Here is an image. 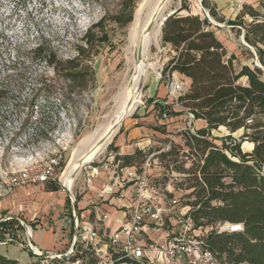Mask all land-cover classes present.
I'll use <instances>...</instances> for the list:
<instances>
[{
	"label": "rangeland",
	"instance_id": "374dc122",
	"mask_svg": "<svg viewBox=\"0 0 264 264\" xmlns=\"http://www.w3.org/2000/svg\"><path fill=\"white\" fill-rule=\"evenodd\" d=\"M141 1L0 0V82L5 75H12V80L20 81V86H9L8 95L4 94L7 96L6 102L2 103L0 99V114L3 117L0 121V221L6 220L0 229V255L7 259L19 264H29L30 257L38 261V257L28 252L27 233L19 222L31 229L33 246L43 250L42 242L35 239L36 232H59L58 221L72 217V204L65 202L69 197L67 191L63 190L60 177L77 143L105 123L115 110L114 97L131 74L124 48L134 13ZM200 4L198 0H168L154 23L181 5L190 13L199 11L198 7L201 10L203 7ZM186 13L183 11L180 15ZM258 21H245L246 27L242 26L244 34L248 32L251 39L254 36L250 31L261 20ZM149 27L150 22L142 23L143 30ZM90 30L93 35L88 38L91 45L87 47L84 43ZM238 31L239 37L242 36V30ZM161 39L162 28L158 47L150 46L149 62L156 71L146 73L141 103L129 117L137 118V114H153L155 117L158 115L156 107L164 105L168 106L167 113L181 110L177 100L168 98L167 84L171 75L162 73V69L172 52ZM244 42L246 45L241 43L240 50L228 53L236 57L233 61L236 71L245 64L252 69L260 64L254 47L245 39ZM38 46L40 52L35 51ZM258 46L264 50L263 45ZM80 48L84 50L80 61L90 66L92 74L84 87L63 81L47 63L49 56L57 61L74 58ZM262 70L261 78L264 79L263 67ZM175 79L184 81L177 74ZM239 83L244 84L245 79ZM129 117L123 123H128ZM176 123H182L180 126L183 128L185 122L179 119ZM149 128L165 132L156 120L150 122ZM184 132H174L165 139L158 138L150 149L151 152L153 148L171 142L183 150L184 154L180 151L177 156L165 160L159 158L154 163L159 175L152 177L153 186L163 192L167 200L176 198L179 205L193 200L189 195L193 189L188 188L186 181L190 176L186 172L195 170L199 159L184 146ZM227 134L228 131L222 127L212 131L213 137ZM240 134L241 131H238L234 136L237 138ZM113 140L110 144H113ZM215 143L220 145L219 141ZM110 144L101 155L80 170L71 189L75 199L80 201L87 193L84 180L93 166H100V162L106 164L96 177L101 184L110 183L106 178L115 176L114 163L106 161L111 151ZM251 148L252 144L248 142L241 145L242 152H249ZM133 166L139 168L141 161L136 160ZM50 167L52 170L48 179L41 182L40 173ZM96 179H93V184ZM76 206L78 210V202ZM166 227H170L169 222H166ZM71 242L61 251L48 253H66ZM85 250L89 255L82 262L88 264L87 258L92 252ZM223 258L217 259V263L224 264Z\"/></svg>",
	"mask_w": 264,
	"mask_h": 264
},
{
	"label": "trees",
	"instance_id": "16d2710c",
	"mask_svg": "<svg viewBox=\"0 0 264 264\" xmlns=\"http://www.w3.org/2000/svg\"><path fill=\"white\" fill-rule=\"evenodd\" d=\"M201 5L213 19L224 21L217 17L206 0H201ZM182 11L187 14L180 15ZM245 15L252 19L251 22L261 20L250 31L254 37L251 39L247 32L244 39L254 47L258 61L264 68V50L258 46H264L263 15L244 4L236 18L227 21V24L242 28ZM90 35H93L92 30L86 34L84 44L87 47L91 45L88 39ZM161 40L164 45L170 46L172 52L162 73H178L184 76L189 80V87L177 99L180 111L167 113V105L157 106L159 114L173 116L186 111L195 120L206 123V127L199 129L196 135L184 132V146L199 159L195 170L186 172L190 176L186 181L188 188L193 189L189 194L193 200L182 205L190 207L188 214L197 227L217 222L242 224V232L210 233L207 236L206 249L218 260L223 256L224 264H264L263 70L242 65L236 71L233 66L236 57L234 54L228 55L223 43L216 37L213 25L205 17L190 14L183 5L164 22ZM35 51L40 52V46ZM83 53L84 50L80 48L76 57L65 61H57L49 56L47 63L63 81L84 87L92 74L90 66L80 61ZM12 78V75H5L0 82L2 103L7 100L4 94L10 85L20 86V81ZM241 79H245L244 84L239 83ZM2 119L0 114V121ZM220 127L225 128L228 134L213 137L212 131ZM238 131L241 134L236 138L234 134ZM215 141H219L220 145ZM244 142L253 145L250 152L241 151ZM111 145L110 149L116 151ZM180 151L184 154L180 146L174 144L169 152L159 154L158 158L165 160L177 156ZM145 157L143 151L136 150L131 155L116 154L114 159L121 162V167H130L136 160L142 164ZM66 202L70 204L69 199ZM5 224L6 222H0V229ZM28 252L33 255L30 250ZM86 255H89L88 251L81 244H76L74 256L69 261L83 259ZM87 259L88 264H100L92 254ZM125 261L122 260L121 263ZM66 262L38 258L32 264ZM0 264L19 263L0 255Z\"/></svg>",
	"mask_w": 264,
	"mask_h": 264
},
{
	"label": "built area",
	"instance_id": "2783aa9c",
	"mask_svg": "<svg viewBox=\"0 0 264 264\" xmlns=\"http://www.w3.org/2000/svg\"><path fill=\"white\" fill-rule=\"evenodd\" d=\"M240 4H243V0ZM203 13V17L212 25H220L213 20L208 10L204 9ZM250 20L252 21L251 18ZM239 28L244 34L243 29ZM243 34L241 42L246 45ZM187 91L188 86L185 81L175 79V73H172L167 84L168 98L177 100ZM162 117H166L165 113ZM194 122L193 115L186 112V122L178 131H187L191 135H196L198 129ZM171 147V142H168L155 153L158 155L167 153ZM154 154L146 157L139 168L132 166L118 169L113 166V174L116 175L120 185L129 184L131 187L128 219L121 223L117 230L107 235L102 247L99 245V235L95 230L89 225L84 226L85 237L81 245L90 250L100 264L116 262H120L119 264L128 262L129 264H218L217 258L206 249L205 239L210 233L242 232V224L217 222L197 227L188 214L190 207L179 205L176 198L167 200L166 195L153 186L149 171L154 165L151 161ZM110 158L113 162L114 156L110 155ZM51 170L50 167L40 173L41 182L48 179ZM122 198L121 194H117V200ZM106 219V215L101 216V220ZM166 222H169L170 227H166ZM149 232L157 234L158 237L151 238ZM32 253L35 255L36 252L33 250ZM122 260L126 261L121 263ZM66 264H83V262L82 259L77 258L73 261L68 260Z\"/></svg>",
	"mask_w": 264,
	"mask_h": 264
},
{
	"label": "crops",
	"instance_id": "0c3cea01",
	"mask_svg": "<svg viewBox=\"0 0 264 264\" xmlns=\"http://www.w3.org/2000/svg\"><path fill=\"white\" fill-rule=\"evenodd\" d=\"M188 1L191 2V0ZM240 2L241 0H206V3L213 7L217 17L224 20L217 21L214 19L215 22L220 25H213V31L216 37L223 43L227 53L241 49V36L239 37V34H237V31L240 28L238 26L232 27L227 24V21H233L240 13L241 6L245 4L260 14H264L263 0H243V4H240ZM198 9L199 11H190V14L203 17L204 8H201L200 10V7H198ZM245 21L248 23L251 22L250 17L245 15L243 18V26L246 27ZM242 44L245 45L244 43ZM176 74L182 78L189 87V80L178 73H175V75ZM156 110L158 111V109ZM178 111L180 110H177L176 112ZM165 115L166 117L163 118L162 114H159L158 112V115L155 117H153V114L148 116L137 114V118L129 117V122L122 123L118 133L114 137L112 147L115 148L116 151L111 149V151L108 153L106 161L109 163L112 162L110 155H113L114 157L116 154L119 156L131 155L136 150L143 151L146 154V157L157 152L161 147L157 149L153 148L154 151L150 152L151 147H154L156 144V139H165L171 137L172 133L178 132V130L182 128V126H180L182 123L179 125L177 123L175 124V122H178L179 119H183L184 122H186V111L173 116H170L167 113H165ZM155 120L157 121V124L162 127V130H165V132L149 128L150 122H155ZM194 123L195 127L198 125V127H196L198 130L206 127V123L203 120H195ZM175 129H177V131H174ZM173 138H175V136H173ZM158 159V154L155 153L151 161L157 163ZM113 160L114 161L112 163H114L118 169L125 168L120 166L121 162L115 161L114 158ZM105 166L106 164H102V162H100V166H93L90 171L86 173L87 179L84 181L86 183L85 185H87V188L85 187V191H87V193L84 195L82 200H78L79 244H81L83 238L85 237V233L83 232L84 226L89 225L95 230V232L99 235V245L102 247L103 243L107 239V235L117 230L120 224L127 221L128 219L129 207L131 205V187L129 184L121 186L116 175L106 178V180L111 181L110 183L101 184L100 179H96V177L101 174L99 170L101 168H105ZM149 172L152 177H158L159 175L155 166L152 167ZM102 178L105 179V177ZM93 179H96L94 180V184ZM90 191H93L92 194H90ZM117 194H121L123 198L121 200H117ZM102 215H106L107 219L101 220ZM57 229L59 232H36L35 239L42 242L43 245V250H40L44 252H57L61 251L60 249L64 248L65 245L69 244L73 237L72 217H64L62 220H59L57 223ZM149 234L151 235V238L152 236L155 238L158 237V235L155 233L149 232ZM54 246L56 247L54 248ZM30 258L31 260L28 261L29 264L35 263L37 261L35 257Z\"/></svg>",
	"mask_w": 264,
	"mask_h": 264
},
{
	"label": "bare ground",
	"instance_id": "6f19581e",
	"mask_svg": "<svg viewBox=\"0 0 264 264\" xmlns=\"http://www.w3.org/2000/svg\"><path fill=\"white\" fill-rule=\"evenodd\" d=\"M157 1H141L134 13L127 43L124 48V57L129 68L131 66V74L126 79L125 84L121 87L118 94L114 97L115 110L109 116L108 120L102 125H99L91 134L83 137L72 151L66 168L60 177L61 184L67 189H72L81 167L92 162L103 153L119 129L121 120H125L131 115L141 103V93L146 79V73L149 70L156 71L155 66L149 62L150 46L155 45L158 47L162 28L161 22L166 15L161 16L159 21L154 23L157 19L154 18V9ZM167 2L168 0H166V4ZM143 22H150V27L143 30ZM153 24L154 27H152ZM26 233L28 238L33 237L29 227L26 228ZM32 248L36 253L41 252L40 249L33 245Z\"/></svg>",
	"mask_w": 264,
	"mask_h": 264
},
{
	"label": "water",
	"instance_id": "95a60500",
	"mask_svg": "<svg viewBox=\"0 0 264 264\" xmlns=\"http://www.w3.org/2000/svg\"><path fill=\"white\" fill-rule=\"evenodd\" d=\"M165 4H166V0H160L158 2L157 6L155 8V16H154V18H157L159 16V14H160V12H161V10H162V8L164 7ZM177 10L178 9L172 10V11H169L168 13H166V15L163 17V20L161 22V25L163 26L164 25V22L170 16H172ZM257 67L260 68V69H262V67H261L260 64L257 65ZM129 116H131V115H129ZM123 121L124 120H121L119 128L121 127ZM118 131H119V129L117 130L116 134L118 133ZM115 135L112 137L111 141L113 140V138L115 137ZM111 141L109 142V144L111 143ZM84 166H82V167H84ZM82 167H81V169H82ZM63 190H66L67 191L68 197H69V200H70V203L72 204V220H73V237H72V242H71V245H70L69 250L66 253H63V254H54V253L52 254V253H48V252L45 253V252H43V251L40 250L41 251L40 253H35V256L38 257V258H40V259H44V260H49V259L50 260H54V259H57V260H61V261H64V260L65 261H68V260H70L74 256L75 246H76V244L78 242V237H79L78 210H77V206H76V199L74 198L71 190L65 188L64 186H63ZM11 220H14V219L11 218ZM4 221H6V220H1L0 222H4ZM19 223H20L21 227L22 228L24 227L25 230H26L27 226H24V224L21 223V222H19ZM32 245H33L32 244V238H28V247L30 248V251L31 252H33Z\"/></svg>",
	"mask_w": 264,
	"mask_h": 264
}]
</instances>
